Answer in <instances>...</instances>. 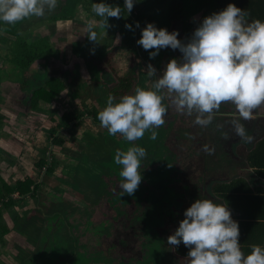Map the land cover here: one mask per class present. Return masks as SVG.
<instances>
[{
    "label": "trees",
    "instance_id": "trees-1",
    "mask_svg": "<svg viewBox=\"0 0 264 264\" xmlns=\"http://www.w3.org/2000/svg\"><path fill=\"white\" fill-rule=\"evenodd\" d=\"M92 2L93 0H58L57 7L51 11L46 10L45 15L41 17L33 16L26 18L14 25H0V31L13 38L12 41L0 38V42L6 46L3 64L10 69L16 70V73L19 74V81L16 85H20L22 87L20 88L21 90L24 91L26 86L29 85L26 78H28L31 67L36 62L47 61L49 59L56 60V56L51 53L48 38H38L31 42H26L21 35L37 22L47 23L51 27V29L49 28L50 32L55 33L53 31L55 28L52 25H55L57 22L73 21L79 6L89 16L99 22L100 18L91 12ZM94 2H99V0H94ZM105 2L112 6L118 5L121 7L120 18H108V26L105 29V33L112 34L113 43L119 35L127 42L126 46L134 57L127 77L118 80L117 76L108 68V64L105 62L112 57V51H109L110 53L107 51V45L103 46V51H106V53L88 55L86 47L90 43H93L95 50L98 39L97 42H93L86 35L84 40L85 46L81 47V44L75 43L72 50L76 56L84 54L87 70L92 80L91 87L82 89L78 85V79H74L68 90L62 82L52 79L45 80L39 73L33 71L31 78L44 87L40 86L30 93L29 103L27 104L29 110H35L38 104L47 106L52 104L67 90L69 96L82 97V105L85 106L89 100L95 101L98 99L100 101L103 97H108L109 95L114 97L113 102L115 103L119 101L122 95L132 94L135 88L142 87L146 82V79L143 77L145 73L144 64H152L157 71H160L170 59L175 58V55L168 48H164L160 50L157 56L150 59L148 51L136 43V40L140 36V28H143L148 22L154 23L156 27L166 28L169 31L173 20H182L185 37L189 39L193 30L198 26L194 28L188 24L187 21L191 17L202 13L201 17L203 19L205 16L223 9L228 3H233L241 9H246L249 13V20L259 19L264 21V0H139L138 3L134 4L130 13L124 9L123 0H105ZM140 3L141 8L138 7ZM137 21L140 25L139 28L135 27V22ZM126 23L132 24L133 29L129 30L125 28ZM99 36L98 31L97 38ZM62 43L66 44L64 36ZM102 76L109 79L102 78ZM101 106L103 108L105 105L102 104ZM167 108L168 113L165 123L157 128L158 134L164 140V153L170 162L181 160L183 156L185 158L183 163L185 164L183 165L182 163L181 167L186 168L189 166L187 164L189 153L182 152L178 142L173 146L170 138H167L170 135L173 136L172 127L175 125V122L171 120L172 114L169 107L167 106ZM232 111L230 108L221 105L220 110L215 114L214 118L216 116L224 118L231 116L232 118L234 114ZM98 112L94 111L91 115L93 124H97L100 127V122L96 115ZM189 117L190 119L192 118L191 116ZM1 118L0 116V124ZM81 119H83V116L69 112L61 116V124H58L56 130L52 129L48 131L46 140H48L51 150L42 149L38 151V158L33 165L34 171L41 176L40 178L35 179L26 176L8 182L0 174V241L2 242L4 236L11 232H14L19 237L21 243L19 246L21 248L16 246L18 253L15 256L18 264H91L88 258H86V254L92 255L90 252L92 249L91 247L88 248L86 244L92 238L97 245L118 239L116 221L121 218L131 221L135 218L132 216L133 212L129 214L124 207L132 205L133 202H136L140 206L141 201L145 200L144 192L146 190V187L141 182H149L150 178L159 175V172L157 173L156 170L148 169L151 168L150 164L154 156L146 150V157L142 160V164L146 167V172L144 174L141 173L142 179L137 190L132 195L126 193L121 195L122 189L118 187L123 179L119 174L121 166L115 163L114 156L117 149L126 151L132 147L131 144L126 142L120 134L110 135L108 142L104 141L108 133L102 127L104 132L100 134L97 141H91L89 137H85L82 141L77 142L74 136H71V139H66L61 132H69L71 128L77 127ZM227 121L228 119L224 120L225 124ZM206 128H210V126ZM215 130H218L217 132L220 135L218 138L213 139V134L208 133L205 136V145L207 141H213L216 145L220 143L224 146V141L221 143L220 139L223 138L225 130L222 126L217 127ZM67 142L71 143L72 146L76 143L77 150H72V147H69ZM54 148L59 149L61 153H68L71 159H76L78 162H90V165L102 162L100 175L96 179H86L88 183L84 187L85 194L83 193L86 203L84 204L85 207L81 209L71 201H64L59 196L60 194L56 195L55 192L60 191L55 188L52 189L54 192L51 194L49 192L45 194L40 192V187L45 182V178L51 177L59 164V160L55 158V153L52 150ZM222 152L226 153L225 150ZM239 155L243 156L248 167L254 168L256 173L264 177V137L254 145L251 151H242ZM241 173L237 171V175L229 181L215 183L207 193L209 195L207 198L213 200L219 198L236 211H238V204H241L242 213L240 216L244 215L246 217V213L249 210L251 211V208L254 206H257L256 211L264 210V207H262L264 204V191L263 189L253 190L248 180L241 177ZM232 175H235V172L229 176ZM216 178L218 179L216 174L210 175L207 178V183L213 185L211 183L215 182ZM173 191H175L173 192V196L168 192L164 194L166 195L165 197L162 198L161 196L158 198L163 203V206H166L164 212L165 222L163 221L160 224L161 230L159 232H166V223L174 222L176 224L177 221L183 219V211L189 206V204L185 203L186 197L189 196L193 199L195 198L193 196H196L195 192L190 193V189L187 186ZM13 194L17 195L13 197ZM261 194L262 196H260ZM47 195L56 201V203H52L48 208H46L45 203L40 202L44 196L48 198ZM150 198L152 202L157 201L154 196H150ZM27 200L35 201L37 206H29ZM16 208L20 209V212L14 211ZM74 210L78 211V218L76 216L70 218ZM7 211L10 212L7 213ZM82 211H84V214L81 213ZM5 214L6 217L4 216ZM75 218L80 223L84 222L86 226L85 231L91 233H86L92 236L90 240L83 241L74 234L75 229H71L73 225L70 223H73L71 221ZM238 223L240 226L241 223ZM113 224H115V227ZM114 232H116V235H114ZM120 237L121 235H119ZM127 238H130V235ZM123 240L126 244L125 237ZM161 241H163V238ZM78 246H81L83 250L84 247L85 249L87 247V251H84L86 254L80 253L77 255L78 251H76V248ZM158 246L154 250V254L156 252L158 256L156 257L159 259L166 258L167 254L161 249V246ZM23 247L27 248L28 251L22 250ZM172 248L174 250L173 256L178 261L177 264H189V258L187 257L188 248L182 243L178 246H172ZM137 252L135 249H129L128 251L132 255L134 253L137 254Z\"/></svg>",
    "mask_w": 264,
    "mask_h": 264
},
{
    "label": "rangeland",
    "instance_id": "rangeland-1",
    "mask_svg": "<svg viewBox=\"0 0 264 264\" xmlns=\"http://www.w3.org/2000/svg\"><path fill=\"white\" fill-rule=\"evenodd\" d=\"M138 7L141 8V3ZM81 8L82 7L79 6L75 14V19L73 20V24H79L80 26H78L79 28H75L77 32H74L73 34H75L76 41H80L84 44V40L87 35L85 30L86 20H91L97 23L98 21L91 16H86L87 12ZM84 16L87 18H84ZM201 16L202 13L191 17L187 21L188 24L195 28L202 20ZM66 27L62 29L66 31ZM69 27H73L72 24ZM172 30H178V39L185 42L188 40L185 37L182 20H173L169 31ZM53 31H55V33L50 32L49 25H47V23L37 22L21 35L26 42H31L38 38H48L51 46V53L56 56V60L49 59L47 61L37 62L33 65V67H31V69L43 72L39 74L42 78H45V80H58L67 88L71 86L74 79H78V85L81 87L82 85H91L92 80L89 76L84 56H79L78 58L71 55L72 42L69 41L68 43L63 44L62 34L64 32L60 31L62 33L58 34L59 32L56 28L53 29ZM96 31H99L100 34L97 38V49L95 48L94 50V44L90 43V45L86 47L88 55L90 56L93 53H106V51H103V46L107 45V51H112V57L105 62L108 64V68L113 74H115V76H117L118 80L120 78L122 79L127 77L129 69L132 67L134 58L132 52L126 46L127 42L121 35H119L113 43L111 33H105V29L102 28H97ZM0 38H5L10 41L13 40L12 37L5 35L4 32L1 31ZM5 48L6 46L0 42V105L4 101L8 103V105L5 106L6 111L3 114H8L11 118L7 120L10 122L9 125H6L5 119L1 118L0 174L1 177L8 182H10L12 178L18 179L26 176L37 179L41 176L34 171L33 165L38 158V151L41 149L51 150L49 142L46 140L48 130H56L58 124H61V116L64 114L69 112L74 114L76 113V115L79 114L83 116V119H81L79 123L76 122L78 123L77 127L71 128L69 132H61L63 136H65L66 139H71V136H74L77 142L82 141L87 136L92 137V140H97L98 135L100 136L104 130L99 127V125L93 124L91 113L102 110L101 105H106L107 97H103L100 101L98 99L95 101L89 100L88 104L84 106L81 104L80 100L73 101L72 99H68L65 96L66 93H63L58 99H56V101L53 102L54 104L52 103L48 106L38 104L35 110H29L27 108V104L29 103L30 93H32V91L36 88L40 86L43 88L44 86L42 84L40 85L34 79L29 77L30 75H28L26 80H28L29 85L26 86L24 91L21 90L20 88L22 87L20 85H16L19 81V74L16 73V70L10 69L8 66L6 67V65L3 64ZM168 50L175 55V58L178 59L181 57L179 50H173L170 48H168ZM148 64L149 63L144 64L145 73L143 77L146 79V82L143 84V88L151 87L152 78H150L147 74ZM31 71L33 72V70H30V72ZM159 72L160 71H157V75ZM103 77L105 76H102V78ZM163 95V103L169 106V110L172 114L171 120L172 122H175L174 134H176V141L179 144V148L182 152L189 153L187 163L189 166L186 168L181 167V164L185 159L183 156L181 160L174 162H170L166 159L164 154V143L158 134L156 139L152 140L149 138L150 133L146 131L142 138L132 142L129 141L131 146L139 145L151 153H157L153 165L158 169L157 172H159V175L151 178V180H154L156 183L154 188L156 189L154 190L156 193L153 196L157 199V201L151 202V205L149 201L146 203L144 202L142 206L143 212L141 210L143 216L140 214L134 220L129 222L124 218L119 219L120 222L118 227L127 231L130 234V238H126V244L123 242L124 240L119 241L118 244L115 242L116 246H112L110 251L106 249V254L95 253L97 251L96 245H94L95 241L84 232V222L80 223L78 219H73V221H71L73 223L70 224L73 225V228L71 229H75L74 234L83 241L91 239L88 242V248L91 247L94 253L91 252L92 255L86 254V258H88L91 264H109L112 260V264H138V261L141 262V264H158L156 261L157 253L155 252L154 254V250L158 245L161 246V249H163L167 254L166 260L169 261V264H174L175 262L177 264V258L173 256L174 250L172 246L167 244V237L174 232L176 227H178L180 220L177 221L176 224L174 222L166 223V232H159L161 230L160 224L163 223V221L165 222L164 212L166 206H163V203L159 201L158 198L161 196L162 198L165 197L166 195L164 194L168 192L171 196H173V192H175L173 190L187 186L190 189V193L192 194L195 192L196 196H193L195 197L193 199L189 196L186 197L185 203L190 205L195 199H206L207 196H209L207 193L211 190V186H214L217 182H225L234 178L237 175L238 169L240 170L239 172L246 169L243 167V165L246 164V161L243 159L242 155H239V153L242 151L249 152L252 150L258 140L262 139L264 136V105L259 106L253 111L251 119L241 121L244 124L247 133L252 137L251 141L245 142L233 133L232 127L229 123L226 122L225 124L224 122L226 119H240L239 116L235 114L234 106L227 103L222 104L226 108L228 107L233 110V117L231 118L230 116L224 118L222 116H216V118L213 119L212 124L209 125L210 128H206L194 123L195 114H193L190 119V117L185 113L177 111L171 97L166 93V91L163 92ZM217 125L222 126L225 133L229 135V139L227 140L220 139L221 143L224 141V143L227 144V148L229 150L224 149V146L220 145V143L214 147L213 141H207L205 145V136L208 133H216L218 131L215 130ZM107 135L104 138V141L106 140V142H108V137L110 136ZM171 143L174 146V139ZM67 145L72 147V150L74 151L78 148L76 143L72 146L71 143L67 142ZM155 145L158 149L154 147ZM205 146L208 148L207 151L205 150ZM52 150L53 153H55V158H59L62 161L55 168L53 175L49 178H45V182L40 187V192L44 194L49 192L51 194L54 192L52 189L55 188L60 191L55 192V194H60L59 196L63 198L64 201H71L79 208L84 207V203L86 202L82 192H84L85 183H88L86 179H96L100 175L99 172L101 168L90 165V162L82 163L78 162L76 159H70V155L68 153H61L57 148ZM223 150L228 153L227 156L229 158L225 155V153H222ZM217 155H219V157H217ZM184 164L185 163H183V165ZM175 172L180 174L178 176L174 175ZM233 172H235V175L229 176ZM214 174L218 176V179L216 178V181L211 183L213 185H210V183H207V178ZM172 178H175V181H168ZM167 188L170 189L167 190ZM47 196L48 198H45L44 196L40 201L45 203L46 208L50 207L52 203H56L52 197H49V195ZM27 201L29 206H37L35 201ZM214 201L216 200L214 199ZM124 209L131 214L132 212L134 213L135 208L133 205H129ZM14 211L20 212V209L18 210V208H16ZM9 212L10 211H7V213ZM6 214L4 215L5 217ZM77 214L78 211L74 210L72 215H70V218L74 216L78 218ZM76 223L80 226L79 228L75 225ZM117 237L119 238V236ZM162 238L163 241H161ZM127 244L132 249L138 251L137 254H129V249L126 247ZM19 245H21L19 237L15 235L14 232L4 236L3 241H0V264H18V260L15 259V256L18 253L16 246ZM22 250L28 251L25 247H23ZM86 250L87 247L83 251ZM137 255H142L143 259ZM103 257L105 259L107 258V260L102 259Z\"/></svg>",
    "mask_w": 264,
    "mask_h": 264
},
{
    "label": "clouds",
    "instance_id": "clouds-1",
    "mask_svg": "<svg viewBox=\"0 0 264 264\" xmlns=\"http://www.w3.org/2000/svg\"><path fill=\"white\" fill-rule=\"evenodd\" d=\"M138 2L123 0L124 9L130 13ZM57 4L58 0H0V25L41 17ZM91 12L100 19L98 23L87 21L85 30L87 38L97 42L96 29H106L109 17L120 18L121 7L93 0ZM248 17L246 9L228 3L205 16L186 42L178 39V30L146 23L136 43L148 51L150 59L164 48L179 50L181 57L170 59L158 75L157 69L148 64L147 74L154 78L150 88L137 87L115 103L109 95L105 107L96 114L100 127L130 142L142 138L146 131L155 140V129L165 123L168 113L163 103L166 91L176 110L188 116L195 114L194 123L201 127L212 124L222 104L234 106L240 119L232 118L227 123L239 139L251 141L241 121L251 119L253 111L264 105V21ZM135 27H140L138 21ZM125 28L132 30L133 25L126 23ZM223 139H229V135L223 134ZM145 157L146 150L139 145L126 151L117 149L114 160L121 166V195L137 190ZM239 236L238 222L232 219L227 203L198 198L184 209L183 219L167 237V244L182 243L188 248L189 264H264V247L252 245L245 254Z\"/></svg>",
    "mask_w": 264,
    "mask_h": 264
},
{
    "label": "crops",
    "instance_id": "crops-1",
    "mask_svg": "<svg viewBox=\"0 0 264 264\" xmlns=\"http://www.w3.org/2000/svg\"><path fill=\"white\" fill-rule=\"evenodd\" d=\"M86 16H89L87 13H86ZM86 16H84V18H87ZM90 17V16H89ZM85 20V19H84ZM87 22V20H86ZM64 24V25H63ZM72 24L73 27H69L70 25ZM67 26V27H66ZM78 26H80L79 24H73V21H67V22H57L55 25H52L53 28H56L58 30V34L64 32L62 35L65 37L66 39V43H68L69 41L72 42V45H71V55L75 56V57H78L79 56H84V54H80V55H74V52L72 50L73 48V45L75 43H79L81 44V47H84L85 45L82 44L80 41H76V37H75V34H73L74 32H77V30L75 29L76 27L79 28ZM66 27L67 30L64 31V28ZM69 27V28H68ZM51 29V27H49ZM70 30H71V33H70ZM80 30V29H78ZM62 31V32H60ZM68 46V45H67ZM40 62V61H39ZM42 62V61H41ZM37 63V62H36ZM9 68V67H8ZM31 70H35V69H31ZM35 73H43V72H40V71H34ZM31 77L32 76V71L30 72L29 74ZM90 85V84H89ZM83 86L82 87L79 85L80 88L82 89H85L87 87H91L90 86ZM68 89V88H67ZM88 89V88H87ZM69 90V89H68ZM68 90L65 91L64 93H66V97L68 99H72L73 101H81V104L82 103V97H73V96H69V93H68ZM58 99V98H57ZM56 101V100H55ZM54 104V103H53ZM88 104V103H87ZM8 105V103L6 101H4L1 105H0V115L2 116V118L5 119L6 121V125L10 124V122H8L7 120L10 119L11 117L8 116V114H3L6 110L5 106ZM13 108V107H11ZM14 124V123H13ZM5 125V126H6ZM49 131V130H48ZM264 137V136H263ZM262 137V138H263ZM262 140V139H260ZM258 140V141H260ZM42 150V149H41ZM39 150V151H41ZM251 151V150H250ZM243 167H245L246 169H244L243 171H241V177L243 178H246L248 180V183L250 185V187L253 189V190H257V189H263L264 191V177H262L261 175H259L258 173H256L254 171V168H250L247 166V164H244ZM59 169V168H58ZM236 169V168H234ZM237 171V170H236ZM238 171H240L238 169ZM17 178H12L11 181H15ZM7 181V180H6ZM16 194H13V197L15 196ZM262 196V194L260 195ZM216 202L217 203H225L223 202L221 199L217 198L216 199ZM264 203V202H263ZM228 205V204H227ZM229 207V206H228ZM241 204H238L237 208H238V211L236 210H233L232 208L231 209V216H232V219L236 220L237 222H240V226H239V229H240V236H239V243L241 244V249L242 251L245 253V254H248L250 251H251V246L252 245H260L262 247H264V210L261 211H256V208L257 206H254L253 208H251V211L249 210L247 213H246V217L243 216H240L241 213H242V209H241ZM262 207H264V204L262 205ZM238 217V218H237ZM240 217V218H239ZM241 218H244V219H241ZM239 225V223H238ZM128 247V249H132L131 247L129 246H126ZM140 258L143 259V256H139ZM156 261L158 262V264H169V261L166 260V258H163V259H159L156 257ZM146 262V260H145ZM178 262V261H177ZM113 263V260L109 263L111 264ZM138 264H141V262H137ZM174 263V262H173ZM176 264V262L174 263Z\"/></svg>",
    "mask_w": 264,
    "mask_h": 264
},
{
    "label": "flooded vegetation",
    "instance_id": "flooded-vegetation-1",
    "mask_svg": "<svg viewBox=\"0 0 264 264\" xmlns=\"http://www.w3.org/2000/svg\"><path fill=\"white\" fill-rule=\"evenodd\" d=\"M169 107V106H168ZM171 112V111H170ZM175 126V125H174ZM156 130V132H157V134H158V130L157 129H155ZM213 135H212V137H213V139H216V138H218V136L220 135V133L219 132H216V133H212ZM172 135L173 136H169V137H167V138H170V142L174 139V144L177 142L176 141V134H174V127H172ZM158 136L159 137H161L159 134H158ZM87 137H89V139L91 140V141H97L98 140V138H97V140H92V137H90V136H87ZM98 137H99V135H98ZM162 138V137H161ZM221 139H223V138H221ZM162 140H163V138H162ZM126 142H128L129 143V141H127V140H125ZM163 143H164V140H163ZM130 144V143H129ZM214 144V143H213ZM225 144V143H224ZM220 145H222V144H220ZM156 146V145H155ZM216 146V144H214V147ZM166 147V146H165ZM158 148V147H157ZM224 148H226V149H228L227 148V144H225L224 145ZM229 150V149H228ZM223 153V152H222ZM239 153V152H238ZM153 154V156H154V159H153V161H151V164H150V167L151 168H148V169H153V170H158L157 168H155V166L153 165V163H154V161H155V157L157 156V153H152ZM165 154V153H164ZM216 154V153H215ZM228 154V153H227ZM226 153H225V155H227ZM166 156V155H165ZM217 157H219V155H217ZM175 158V157H174ZM229 158V157H228ZM71 159V158H70ZM167 159V158H166ZM58 160H59V163H61V161L62 160H60L59 158H58ZM174 161H177V160H174ZM174 161H172V162H174ZM102 162H100V163H96V164H93L92 163V165H94V166H97V167H100L101 168V164ZM141 173H145L146 172V167L144 166V164H142V166H141ZM158 173V172H157ZM180 173H178V172H175V174L174 175H179ZM155 176H157V175H155ZM155 176H153V177H155ZM152 177V178H153ZM151 179V178H150ZM168 181H175V178H172L171 180H168ZM178 182H179V178H178ZM87 183H85V185H86ZM141 184L143 185V186H145L146 187V190H145V192H144V198H145V200H143V201H141V204H140V206H139V204H137L136 202H133L132 203V205L134 206V213L132 214V216H134L135 218L138 216V215H142V212H143V209H142V206H143V204H144V202L146 203L147 201H149V203H150V205H151V202H152V199L150 198L149 199V197L151 196H153L156 192L154 191V190H156V189H154L155 188V186H156V183H155V181L154 180H150L149 182H141ZM85 187V186H84ZM83 193L84 192H82V195H83ZM85 194V193H84ZM83 197H84V195H83ZM85 204V203H84ZM129 206V205H128ZM84 207H85V205H84ZM83 208V207H82ZM125 208V207H124ZM81 209V208H80ZM141 210H142V212H141ZM147 211V210H146ZM82 214H84V211H82L81 212ZM143 216V215H142ZM75 217V216H74ZM134 218V219H135ZM133 219V220H134ZM128 222L130 221V220H127ZM132 221V220H131ZM117 222V224H116V227H117V236H119V235H121L122 237L121 238H118V239H115V240H113V241H107V242H105V243H101L100 245H97V243L95 244L96 245V249H97V251L95 252V253H104V254H106V249H108L109 251H110V249H111V247L112 246H116V244H115V242L118 244V242L119 241H122L123 239H124V237L125 238H127L130 234L127 232V231H125V230H123V229H120L119 227H118V224H119V220H117L116 221ZM115 222V223H116ZM78 223V222H77ZM77 223L75 224L76 226H78V228L80 227L79 225H77ZM113 226L115 227V224H113ZM96 228H99V227H96ZM83 229H84V232L85 233H89V234H91L90 232H88V231H85L86 230V226H83ZM88 229H90V228H88ZM119 233H121V234H119ZM114 235H116V232H114ZM91 238H92V236L91 235H89ZM127 240V239H126ZM127 242V241H126ZM87 245V247H88V243L86 244ZM84 249H85V247H84ZM76 251H78V253H77V255L78 254H84L85 252L83 251V249L81 248V246H78L77 248H76ZM87 251V250H86ZM90 252H92V253H94L93 251H90ZM86 254V253H85ZM87 257V256H86ZM102 259H104V260H107V258L105 259L104 257L102 258ZM112 264V263H111Z\"/></svg>",
    "mask_w": 264,
    "mask_h": 264
}]
</instances>
